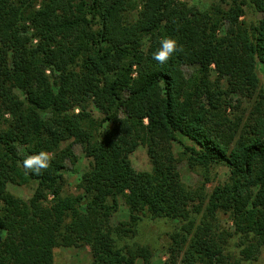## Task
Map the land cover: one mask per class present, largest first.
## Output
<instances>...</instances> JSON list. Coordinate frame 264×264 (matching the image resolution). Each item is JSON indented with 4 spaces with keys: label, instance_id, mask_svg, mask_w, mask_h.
I'll return each mask as SVG.
<instances>
[{
    "label": "trees",
    "instance_id": "trees-1",
    "mask_svg": "<svg viewBox=\"0 0 264 264\" xmlns=\"http://www.w3.org/2000/svg\"><path fill=\"white\" fill-rule=\"evenodd\" d=\"M246 8L261 17L247 23ZM165 36L182 51L161 65L152 53ZM258 63L264 0L205 8L186 0H0V264H53L56 248L79 246L90 248L88 264H153L147 246L123 241L142 221L161 218L182 223L164 264L256 261L264 252ZM139 144L149 172L131 164ZM74 145L90 162L72 194L64 171L76 162ZM41 150L53 155L50 167L26 173L22 160ZM181 160L202 170L200 186L182 182ZM218 165L229 176L208 193ZM30 184L27 200L8 190ZM121 204L128 219L113 226ZM219 213L231 230L217 233ZM238 238L234 256L226 244Z\"/></svg>",
    "mask_w": 264,
    "mask_h": 264
},
{
    "label": "rangeland",
    "instance_id": "rangeland-1",
    "mask_svg": "<svg viewBox=\"0 0 264 264\" xmlns=\"http://www.w3.org/2000/svg\"><path fill=\"white\" fill-rule=\"evenodd\" d=\"M191 4H196L201 8H205L211 0H186ZM261 17L260 13H255L252 8H246V14L242 18L246 19L247 23L256 22L258 18ZM184 70L186 73L192 69L185 67ZM257 73L259 76V85L264 88V64L258 63ZM94 116H98V113L94 110ZM186 141V140H184ZM189 143L188 141H186ZM74 153L77 157L75 163L67 162L66 170L64 171L65 193H77V184L79 183L81 174L86 171L89 167L90 159L87 158L82 148L79 145H74ZM180 151L179 146L176 143H173V152L175 155ZM130 160L133 168L136 171H151V162L147 154L146 145L139 144L136 149L130 154ZM178 172L180 174L181 180L184 184L188 186H200L204 182V175L202 176V170L198 167H191L185 160H181L177 165ZM229 176V170L223 166L218 165L210 169L208 181L205 184L206 192H211V190L219 185L224 183ZM8 190L13 194L21 197L22 199H29L33 192V185L17 186V185H8ZM128 219V211L124 204H121L118 211L111 218V225L116 226L121 221ZM219 220V229L216 230L217 233H220L221 230L226 229L227 231L231 230V222L227 214H218ZM181 222L176 219H155V220H144L142 221L136 232L135 236L128 240L125 239L123 242L127 243H136L149 248L151 254V261L153 264H164L167 260L168 255L170 254V248L175 246L178 248L177 242L181 241ZM179 234V235H178ZM0 235L2 231L0 230ZM239 238L231 241V239L226 244L227 252L231 255L237 256L239 253ZM176 241V243H175ZM182 252L178 257V261L182 257ZM175 254L177 252H174ZM91 262L90 248L88 246H79V247H60L54 250L53 264H88ZM134 264H142L141 259H137ZM240 264H264V252L258 256L256 261L245 262L241 261Z\"/></svg>",
    "mask_w": 264,
    "mask_h": 264
},
{
    "label": "clouds",
    "instance_id": "clouds-1",
    "mask_svg": "<svg viewBox=\"0 0 264 264\" xmlns=\"http://www.w3.org/2000/svg\"><path fill=\"white\" fill-rule=\"evenodd\" d=\"M179 51H182V48L178 45L177 40L165 36L160 39L159 47L152 53V59L163 65L170 60L173 54ZM52 159V154L41 150L37 153L26 155L22 160L21 167L26 173L39 176L50 167Z\"/></svg>",
    "mask_w": 264,
    "mask_h": 264
}]
</instances>
